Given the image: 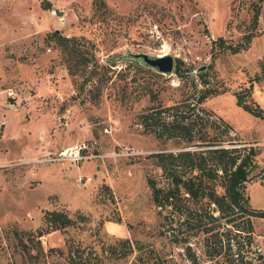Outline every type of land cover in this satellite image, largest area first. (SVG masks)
I'll use <instances>...</instances> for the list:
<instances>
[{"label": "rangeland", "instance_id": "1", "mask_svg": "<svg viewBox=\"0 0 264 264\" xmlns=\"http://www.w3.org/2000/svg\"><path fill=\"white\" fill-rule=\"evenodd\" d=\"M258 1L0 0V117L10 89L15 107L23 103L25 127L1 137L0 120V154L8 156L0 155V264L261 263L264 217L236 212L230 216L242 227L238 232L218 220L205 232L153 203L147 177L164 186L167 180L151 153L181 143L156 137L139 121L151 103L144 86L164 106L187 93L190 80L117 59L127 51L169 53L192 75L205 64L196 73L219 92L201 104L232 127L235 145L256 150L244 202L264 209V118L236 102V93L248 94L243 99L264 112V0L249 46L218 48V39L237 42L248 31ZM53 31L64 39L57 42ZM77 148L89 156L68 155ZM79 174L90 179L78 182ZM199 201L186 199L194 208ZM51 209L74 222L38 235L42 214ZM198 216L191 215L192 224Z\"/></svg>", "mask_w": 264, "mask_h": 264}, {"label": "trees", "instance_id": "2", "mask_svg": "<svg viewBox=\"0 0 264 264\" xmlns=\"http://www.w3.org/2000/svg\"><path fill=\"white\" fill-rule=\"evenodd\" d=\"M262 1L259 0L254 4L251 26L248 31L237 42H224V40L218 39L219 50L228 49L231 52H237L249 46L252 37L255 35L254 30L258 22L260 2ZM51 35L57 39V42L64 39L56 31H53ZM75 50L77 52L78 48L75 47ZM82 63L85 64V60H82ZM93 63L97 64L96 62ZM179 63L175 59L173 72L179 79L185 75L188 76L191 89L187 93L182 90L180 98L175 103L157 106L160 101H157V105L153 103L157 100L156 94L145 85L144 94L148 95L151 103L144 109L145 111L138 115L143 127L156 137L173 138L176 145L181 143L179 149H161L151 153L167 180L164 186L158 185L154 178L147 177L146 183L150 188L151 199L159 208L168 207L171 210H176V220L188 229L196 226L208 232L213 222L218 220L217 224L225 228L231 225L238 232V229L240 230L242 227L233 221L234 218L230 216L231 214L245 212L246 214L264 217V209H255L247 205L244 202L243 194L245 181L251 178L248 176V165L255 156L256 150L253 146L235 145L236 140L230 138L232 127L218 119L201 104L205 98L218 93L219 90L209 85L208 78L204 73L193 72V75L189 74L185 68L180 67ZM94 64L93 68L95 67ZM154 73L161 75L158 72ZM260 73L264 75V58L260 61ZM194 76L195 79L197 76L199 81L194 82ZM198 83L201 87L196 88ZM247 95L236 93L237 104L252 114L264 118V112L257 103L253 106L243 99ZM250 98L254 102L251 95ZM216 186H221L220 192L216 191ZM187 198L199 203V200H203L201 207L189 206L186 202ZM211 205L215 206L217 214L211 211ZM76 214L82 216L79 212ZM192 214L202 216L193 217L192 220L195 223L192 224L190 221ZM202 218L206 220L204 224L209 223L208 227L206 225L201 226ZM219 218H223V220L219 221ZM73 222L74 219L65 213L53 209L44 210L42 225L37 227L35 232L40 235ZM123 240L128 242L126 238ZM115 244L110 243L109 249H115ZM217 252L219 253L218 249ZM218 253L215 250L214 254ZM259 258L261 263L258 264H264V255H260Z\"/></svg>", "mask_w": 264, "mask_h": 264}, {"label": "water", "instance_id": "3", "mask_svg": "<svg viewBox=\"0 0 264 264\" xmlns=\"http://www.w3.org/2000/svg\"><path fill=\"white\" fill-rule=\"evenodd\" d=\"M56 14H61L60 10L54 9ZM128 58L132 59L140 65L150 67L154 71L162 74H171L173 71L174 58L169 53L162 54H149L146 52H130L127 51L124 54L119 55L117 59ZM205 68V64L198 65L194 72L202 71ZM211 211H215V206L211 205Z\"/></svg>", "mask_w": 264, "mask_h": 264}, {"label": "crops", "instance_id": "4", "mask_svg": "<svg viewBox=\"0 0 264 264\" xmlns=\"http://www.w3.org/2000/svg\"><path fill=\"white\" fill-rule=\"evenodd\" d=\"M7 97L9 98V103L7 105L4 116L0 117V120H1V118H3L2 119L3 133L1 134V137L5 136V135L12 136V135L18 134L20 131H22V129L25 128L21 125V121L19 120V113L22 110V108L24 107L23 103H21V104L19 103V106L15 107V103L13 102V100L10 99L12 96H7ZM13 118H16L17 121L12 122ZM30 152H32V154H34L32 150H26L23 153L29 155ZM0 155L7 156L6 154H3V153Z\"/></svg>", "mask_w": 264, "mask_h": 264}, {"label": "built area", "instance_id": "5", "mask_svg": "<svg viewBox=\"0 0 264 264\" xmlns=\"http://www.w3.org/2000/svg\"><path fill=\"white\" fill-rule=\"evenodd\" d=\"M6 94L8 95V96H13V91L12 90H10V89H8L7 91H6ZM80 149H83V148H86L85 147V145L84 144H82L81 145V147H79ZM71 150V149H70ZM69 154H72V156L75 158V159H79V158H85V157H88L89 155H87V153H85V154H80L79 153V150H78V148L76 149V151H70V152H68V155ZM62 155H65V154H62ZM90 179V177L89 176H82V175H77L76 176V180L78 181V182H82V181H86V180H89Z\"/></svg>", "mask_w": 264, "mask_h": 264}]
</instances>
